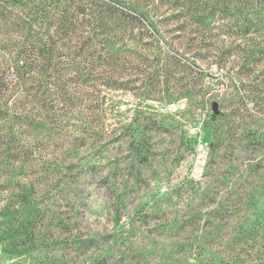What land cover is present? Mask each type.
<instances>
[{"label":"rangeland","instance_id":"rangeland-1","mask_svg":"<svg viewBox=\"0 0 264 264\" xmlns=\"http://www.w3.org/2000/svg\"><path fill=\"white\" fill-rule=\"evenodd\" d=\"M115 1L83 83L16 69L60 2L0 0V264H264V11Z\"/></svg>","mask_w":264,"mask_h":264},{"label":"trees","instance_id":"trees-1","mask_svg":"<svg viewBox=\"0 0 264 264\" xmlns=\"http://www.w3.org/2000/svg\"><path fill=\"white\" fill-rule=\"evenodd\" d=\"M65 1L54 0L55 5L60 2L61 7V13L54 21L46 16L48 10L44 8L41 9L42 16L32 13L22 17L23 23L31 25L36 20L54 23V31L50 34L48 30L43 34L33 31L31 35L37 44L28 50L26 60L16 69L24 75L33 71L36 65L48 78L54 77L55 73L61 77L59 73L63 72L68 79L74 75L83 83L102 80L103 68L115 64L120 28L129 31L127 28L132 21L137 20V12L128 6L122 8L115 0L70 1L61 5ZM262 3L264 0H234L233 10L236 15L255 11L258 6L264 11ZM73 38L77 43L71 44ZM59 76L56 79H60ZM57 89L66 96L65 85H57Z\"/></svg>","mask_w":264,"mask_h":264}]
</instances>
